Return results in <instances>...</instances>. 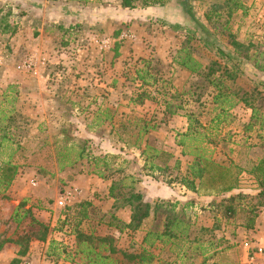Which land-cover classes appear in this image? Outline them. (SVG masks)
<instances>
[{
    "label": "rangeland",
    "instance_id": "1",
    "mask_svg": "<svg viewBox=\"0 0 264 264\" xmlns=\"http://www.w3.org/2000/svg\"><path fill=\"white\" fill-rule=\"evenodd\" d=\"M182 48L202 72L216 62L221 70L214 74L226 69L235 77L222 76L217 89L173 62ZM260 67L264 0H167L162 7L133 10L122 8L119 0H0V142L7 140L0 159L12 150L11 163L17 166L9 188H0V243L36 232L31 218L47 228L45 241L31 237L23 257L17 255L23 246L5 242L0 264L13 259L87 264L78 250V233L109 236L117 249L139 253L145 232L161 229L165 208L138 231L108 226L111 216L127 222L130 215L128 207L113 208L112 182L117 193L132 188L152 205L193 202L184 212L190 238L197 242L173 244L171 250L155 244L148 249L155 256L152 264H240L246 254L251 264H264V256L240 247L250 231L239 226L240 213L226 218L222 208L210 206L222 197L181 183L190 157L176 145L188 124L185 115L193 114L205 126L212 159L243 170L237 190L226 197L256 195V175L250 172L264 161ZM139 70L157 78L144 87L151 98L141 105L132 102L140 92ZM218 92L220 102L228 96L235 106L215 104ZM165 94L178 98L170 99L172 107L180 106L172 117ZM143 121L156 129L134 145ZM146 145L151 148L147 162L141 154ZM105 155L109 158L101 161ZM100 172L108 177L100 178ZM249 204L246 198L233 206L239 210ZM257 225L264 235V207L257 209L253 229Z\"/></svg>",
    "mask_w": 264,
    "mask_h": 264
},
{
    "label": "trees",
    "instance_id": "2",
    "mask_svg": "<svg viewBox=\"0 0 264 264\" xmlns=\"http://www.w3.org/2000/svg\"><path fill=\"white\" fill-rule=\"evenodd\" d=\"M120 6L124 9L133 10L137 6L141 8L146 7H157L164 6L167 0H119ZM210 19V18H208ZM189 39V38H188ZM234 46L239 47V44L236 42ZM173 62L179 67L182 68L191 74H198L199 76L204 77L206 80H209L210 83L214 84L217 89H219L221 83V77L225 76L229 79H233L235 74L233 71H227L221 75H216L221 70L220 65L216 62H213L210 67L206 68L205 73L202 72L201 64L191 55V53L182 48L177 52ZM260 71L264 72V67L259 68ZM146 72V71H145ZM138 80L140 83V92L136 94V98L132 102L136 104H142L145 100L151 98L150 92L144 87H150L157 82L155 76L143 73L141 70L138 71ZM167 95V94H165ZM221 95L218 94L213 98L215 104L226 105L228 109H231L235 106L234 103H230V100L227 97L222 96L221 102L219 101ZM169 96V95H167ZM165 97L163 100L165 109L169 117L175 115V111L180 106H171L170 99H178L177 96L170 95ZM249 106L252 117L255 114V108L245 102ZM187 118V127L184 132L178 133V138L176 140V145L181 148L182 156L190 157V162L186 166L185 173L181 179V183L193 192L202 191L206 194L213 195L215 197H222L221 200H213L210 203L211 208H222V215L226 218H233L237 213H240L242 223L239 225L244 229L251 230L254 227L255 220L257 218V209L264 207V161H260L250 172L251 174L256 175V180L258 183V193L256 195H244L241 193L232 194L226 197L227 194H231L234 190H237L239 184V177L243 170L234 164L223 165L221 163L215 162L211 157V151L208 148V145L211 143L210 139L206 135L204 130L205 126L202 125L193 114L185 115ZM255 116V115H254ZM138 131L137 139L134 145H137L138 140L141 136L148 133L149 130H155L156 125L149 126L146 121H143V125ZM5 136L1 139L0 142V156L3 155V149L5 148ZM7 141V140H6ZM7 147V146H6ZM9 149V147H7ZM151 149L149 146H145L144 150L141 152L142 156L147 162L149 156L147 150ZM155 154L158 151H155ZM5 154V153H4ZM13 151L6 152L4 155L5 158L0 159V188L5 191L9 188L11 182L14 179V176L17 173V166L11 163V158L13 156ZM162 155L165 153L161 152ZM167 156H170L167 154ZM109 158L108 155L103 156L100 160L103 161ZM179 162L176 161V165ZM149 168L151 170H160L159 166L150 164ZM121 169H119L120 171ZM108 176L104 172H100V178H107ZM119 191L118 184L112 182L109 188V196L115 200L113 205L114 209L118 208H129V218L127 222H121L111 216L112 222H109L108 226H114L119 231L129 230V231H138L145 220L149 219L151 216L154 218L157 216L158 211L163 207L165 208L166 216L159 230H147L142 239V247L139 253L128 254L125 251L117 249L113 243V238L109 236L105 237H94L92 235H84L82 233L77 234L78 250L85 258L87 264H120L123 261L132 264H152L155 256L148 252L149 248H152L155 244H161L163 246L169 245V250L173 244L179 245V243H188L197 242V239L191 240L189 229L191 227L190 221L187 218L184 209L190 208L193 206V202H186L181 204L179 201H160L159 203L150 204L143 201L142 196L139 192L134 191L132 188L124 194L117 193ZM249 199V205L239 210L233 206V204L239 200ZM182 207L180 210H177V207ZM21 206V204H20ZM29 214V210L25 212ZM16 219V222H19V218ZM31 223L37 225V231L32 232L31 235L20 236L17 240H5L0 243V250L5 242H12L18 246H23L17 255L18 257H23L27 252V244L31 237H34L36 240L45 241L46 236V226L37 222L34 218H31ZM39 229V230H38ZM23 244V245H22ZM210 247L215 249L217 244L209 243ZM210 248V249H211ZM207 251H203L201 254L205 255ZM184 255V253H183ZM207 256V258H209ZM18 259H13L10 264H19Z\"/></svg>",
    "mask_w": 264,
    "mask_h": 264
},
{
    "label": "crops",
    "instance_id": "3",
    "mask_svg": "<svg viewBox=\"0 0 264 264\" xmlns=\"http://www.w3.org/2000/svg\"><path fill=\"white\" fill-rule=\"evenodd\" d=\"M259 229H260V227H258V225H257L256 228L248 231V235H249L248 240L250 241V243L252 245H256V246L257 245H264V235L262 234V232ZM240 247H243V243H241ZM240 264H251V260H249V257L247 256V254L244 256V260L240 261Z\"/></svg>",
    "mask_w": 264,
    "mask_h": 264
},
{
    "label": "built area",
    "instance_id": "4",
    "mask_svg": "<svg viewBox=\"0 0 264 264\" xmlns=\"http://www.w3.org/2000/svg\"><path fill=\"white\" fill-rule=\"evenodd\" d=\"M65 199H61V201H59V204L63 206L65 203ZM243 247L247 251L254 252V254L257 256H260V257L264 256V246L263 245H257V246L252 245L249 240H244ZM22 264H25V263H22ZM43 264H47V263H43Z\"/></svg>",
    "mask_w": 264,
    "mask_h": 264
}]
</instances>
